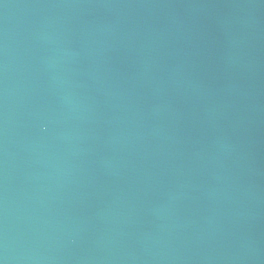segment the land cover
Here are the masks:
<instances>
[{
	"label": "water",
	"instance_id": "95a60500",
	"mask_svg": "<svg viewBox=\"0 0 264 264\" xmlns=\"http://www.w3.org/2000/svg\"><path fill=\"white\" fill-rule=\"evenodd\" d=\"M0 264H264V0H0Z\"/></svg>",
	"mask_w": 264,
	"mask_h": 264
}]
</instances>
